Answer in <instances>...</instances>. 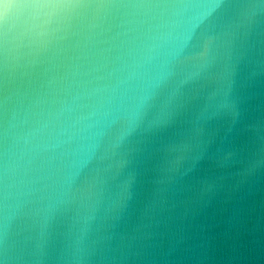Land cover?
<instances>
[{
    "label": "water",
    "instance_id": "obj_1",
    "mask_svg": "<svg viewBox=\"0 0 264 264\" xmlns=\"http://www.w3.org/2000/svg\"><path fill=\"white\" fill-rule=\"evenodd\" d=\"M0 264H264V0H0Z\"/></svg>",
    "mask_w": 264,
    "mask_h": 264
}]
</instances>
